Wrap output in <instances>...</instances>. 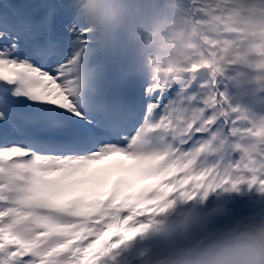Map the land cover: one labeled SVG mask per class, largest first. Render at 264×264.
Wrapping results in <instances>:
<instances>
[{
    "label": "snow or ice",
    "instance_id": "obj_1",
    "mask_svg": "<svg viewBox=\"0 0 264 264\" xmlns=\"http://www.w3.org/2000/svg\"><path fill=\"white\" fill-rule=\"evenodd\" d=\"M237 21L264 33V0H0V264H121L153 230L203 238L158 264L264 260V63Z\"/></svg>",
    "mask_w": 264,
    "mask_h": 264
},
{
    "label": "clouds",
    "instance_id": "obj_2",
    "mask_svg": "<svg viewBox=\"0 0 264 264\" xmlns=\"http://www.w3.org/2000/svg\"><path fill=\"white\" fill-rule=\"evenodd\" d=\"M116 2V0H113ZM247 0H245V3ZM115 17L109 16V20H113ZM232 29H240L239 37L240 42L237 45L249 60L264 63V33L258 35H252L247 31L245 22L237 21L230 25ZM215 31V29L213 30ZM186 34L182 33L173 38L172 44L174 45V55L177 58H191V54L196 50L193 47H189L185 42ZM179 79V74H177ZM257 264H264V260L258 261Z\"/></svg>",
    "mask_w": 264,
    "mask_h": 264
},
{
    "label": "rangeland",
    "instance_id": "obj_3",
    "mask_svg": "<svg viewBox=\"0 0 264 264\" xmlns=\"http://www.w3.org/2000/svg\"><path fill=\"white\" fill-rule=\"evenodd\" d=\"M115 160H116V159H111V160H109V161H106L104 165H99V166H97V167H104L105 165H107V164H109V163H112V162H114ZM109 177H110V176H109ZM109 177H106V180H107ZM156 233H157V232H156ZM156 233H152V231H151V232H149L146 236H144V237H140V238H138V239H137L136 241H134V242H135V243H136V242H143V240H145L146 242H150L151 240L148 239V238H150L151 236H152V237L155 236ZM139 246H140V245H139ZM129 256H130V258L135 257V254L133 253V250H131V251L129 252ZM125 264H128V261H127ZM130 264H135V263H130Z\"/></svg>",
    "mask_w": 264,
    "mask_h": 264
},
{
    "label": "bare ground",
    "instance_id": "obj_4",
    "mask_svg": "<svg viewBox=\"0 0 264 264\" xmlns=\"http://www.w3.org/2000/svg\"><path fill=\"white\" fill-rule=\"evenodd\" d=\"M118 160V159H117Z\"/></svg>",
    "mask_w": 264,
    "mask_h": 264
}]
</instances>
